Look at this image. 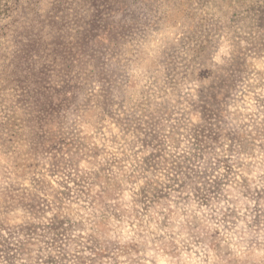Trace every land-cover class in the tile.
<instances>
[{"label": "rangeland", "instance_id": "374dc122", "mask_svg": "<svg viewBox=\"0 0 264 264\" xmlns=\"http://www.w3.org/2000/svg\"><path fill=\"white\" fill-rule=\"evenodd\" d=\"M0 264H264V0H0Z\"/></svg>", "mask_w": 264, "mask_h": 264}]
</instances>
